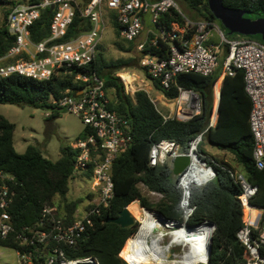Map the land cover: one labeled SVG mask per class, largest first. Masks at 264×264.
Listing matches in <instances>:
<instances>
[{
	"label": "trees",
	"instance_id": "1",
	"mask_svg": "<svg viewBox=\"0 0 264 264\" xmlns=\"http://www.w3.org/2000/svg\"><path fill=\"white\" fill-rule=\"evenodd\" d=\"M39 0H27L34 3ZM179 8H169L162 13L155 23L156 28L170 30L173 22L184 26L186 18L191 20L207 19L218 21L210 11L207 0H174ZM21 2L0 0L2 20L0 21V55H3L12 45L14 36L9 34L5 25L6 17L12 7ZM225 6L246 10V17L264 16V0H223ZM181 7L188 10L186 14ZM106 8V7H105ZM52 12L45 9L40 17L29 28L32 41H39L49 34V24ZM110 21L115 30L113 44L121 51L132 49L119 41L120 27L116 13L110 14ZM222 25V24H221ZM92 24L88 18L76 10L72 22L68 25L66 34L59 41H65L78 33L89 30ZM237 35V34H236ZM153 36L150 35L143 51L138 52L135 63L143 52L163 59L170 53L171 40L158 39L157 45H149ZM264 43L259 35L246 36ZM131 43L132 41H126ZM94 59L82 67H73L71 72L63 68L55 69L48 79H34L20 74H11L0 78V104H25L34 107H45L51 110L49 117H55L59 110L50 103L63 95H71L81 87L75 79L76 73H96L105 82V88L110 96V108L124 116L130 124L132 144L120 153L112 164V180L114 196L108 208L93 218L82 234L77 247L64 248L68 258L95 257L98 264H128L125 260V247L131 257L135 253L130 245V237L137 230L138 222L122 228L106 218L115 217L125 206L137 200L141 207L159 212L166 219L182 221L179 200L181 190L177 186L178 176H173L169 164L150 166L149 150L153 143L168 138L174 140L183 150L188 147L189 140L202 130L204 140L211 145L229 151L233 161L239 166L246 180L257 186V191L249 203L261 208L259 223L264 220V169H257L253 160V136L250 131L248 116L251 108L249 96L244 89L243 71L237 70L233 75H226L221 83L216 120L213 126H208L213 110V89L219 77L220 68L211 75L203 76L194 72L180 73L176 76L175 85L169 89L161 87L158 81L151 80L153 87L167 99L177 96V86L196 91L201 99V112L193 118L182 121L177 118L164 119L157 111L148 93L137 89L132 95L124 92V86L116 72L125 66H131L130 60L119 58L108 60L99 50ZM140 66V65H139ZM140 68H142L140 66ZM143 69V68H142ZM144 70V69H143ZM15 125L0 114V170L13 176L10 187L14 191L12 202L8 208L11 222L17 231L22 226H34L41 216L45 204H54L60 216L66 223H71L73 213L80 204L81 198L68 197L72 179V167L76 150L65 144L60 147L59 158L52 161L45 157L38 145H28L19 153L15 150L13 132ZM91 130L84 127L77 136L85 137ZM203 157L212 164L215 177L202 186L193 185L190 189V202L195 206L187 225L195 226L204 220L215 225L211 235V254L207 264H238L250 258L249 250L237 239L236 233L243 225L242 207L237 199L241 192L240 185L231 176L233 166L222 158L207 153L199 145ZM90 173L85 174L89 178ZM143 184L149 191L160 194V198L151 202L140 190ZM0 245L12 249H20L30 253L35 262H43L48 250L33 246H20L14 241L13 233L6 238H0ZM125 260L122 259V257ZM56 264V263H54Z\"/></svg>",
	"mask_w": 264,
	"mask_h": 264
},
{
	"label": "built area",
	"instance_id": "2",
	"mask_svg": "<svg viewBox=\"0 0 264 264\" xmlns=\"http://www.w3.org/2000/svg\"><path fill=\"white\" fill-rule=\"evenodd\" d=\"M51 5L53 9L48 36L39 41H32L29 28L40 17L41 12L49 10ZM104 7L115 11L120 36L126 41H133L141 32L142 13L149 12L151 21L155 24L160 15L169 8L179 10L174 0H87L83 5H79L78 0H39L17 4L8 12L5 21L7 31L14 36V41L7 51L0 55V78L16 73L42 80L48 79L55 69L63 68L70 73L75 66L89 64L95 57L105 28ZM77 9L81 16L89 19L91 28L68 40L59 41L65 36ZM158 39L172 41L168 57L158 59L149 51L143 52L139 57V65L164 89L175 85L176 76L180 73L211 75L218 67L221 47H226L213 93L218 98L223 78L235 74L237 70L243 71L244 89L251 102L248 123L253 136V160L257 169H264V43L247 37L228 39L217 21L188 18L184 26L173 22L170 30L159 29L158 34L154 35L148 44L157 45ZM146 43H139L136 49L143 51ZM119 78L126 91H136L132 88V80L126 82L122 74ZM75 79L81 84L79 89L71 95L52 99L50 103L58 110L72 112L80 118L84 127L91 130L85 137H79L70 144L76 150L71 181L79 176L85 178V174L90 173L87 178L90 181L88 196L75 209L71 223L65 222L56 205L48 203L44 205L39 221L34 226L24 225L16 231L8 211L14 195L9 184L13 182V176L0 170V238H6L13 233L14 241L20 246L28 245L33 246L34 250L40 247L48 250L43 262H35L30 253L15 249L17 264H79L93 261L98 264L97 259L91 256L68 258L64 248H76L82 234L92 226L93 218L109 207L114 196L112 164L120 153L130 147L132 135L129 121L110 108V96L102 78L94 72H79L76 73ZM177 90V96L172 99H167L161 93L163 101L159 104L169 107L168 113H162L157 106V100L150 97L162 117L186 121L198 115L201 112L199 94L179 86ZM217 102L215 105L213 103L207 127L215 123ZM205 131L202 130L191 138L186 150L168 138L161 139L150 147V166L169 164L171 167L172 158L181 154L190 158L188 166L178 176L177 181L181 190L179 208L182 221L166 219L155 210L139 207L143 218L148 213L161 224L164 241L166 236L174 237L180 229L188 228L186 222L195 208L190 202L191 187L202 186L215 177L212 164L199 150ZM230 174L241 188L237 199L242 207L243 225L238 229L236 236L250 254L248 261L238 264H264V220L259 223L261 208L249 203L257 191V186L250 184L237 168L230 170ZM150 193L160 196L153 191ZM202 226L210 229L211 236L215 225L207 220L190 227ZM173 247H179L180 250L182 248L178 245ZM196 264H207V261Z\"/></svg>",
	"mask_w": 264,
	"mask_h": 264
},
{
	"label": "rangeland",
	"instance_id": "3",
	"mask_svg": "<svg viewBox=\"0 0 264 264\" xmlns=\"http://www.w3.org/2000/svg\"><path fill=\"white\" fill-rule=\"evenodd\" d=\"M15 2L25 3L27 0H13ZM20 4V3H18ZM17 5V4H16ZM15 6V5H14ZM181 9L188 14V10L181 7ZM2 20V13L0 7V21ZM108 25V24H107ZM220 29L222 30L224 36L228 39L230 38H237V37H246L240 36L236 34H229L228 31L218 23ZM143 33L146 32V28H143ZM115 39V30L112 25H108L104 28L100 43H99V50L104 54V56L108 60H117L119 58H125L130 60L131 66H125L120 68L116 75L120 76L122 74L124 80L126 81V77H132V88L134 89H143L145 90L151 98H155V91L153 86L151 85V80L148 78L145 71L140 68L138 63H135V59L138 58V50L136 49V41L133 40L131 43L123 41L121 38H118L119 41L128 48L129 46L132 47L130 50L121 51L113 44V40ZM250 39V38H249ZM256 40V39H255ZM226 52V47L222 46L219 52V64L217 69L221 66V60L224 57ZM124 86V85H123ZM124 92L127 94L132 95L133 93L126 91L124 88ZM215 94L213 93V99ZM157 106L161 112H164L160 107L159 101H157ZM215 105V102H214ZM167 108V107H166ZM169 108V107H168ZM51 110L45 107H34L32 105H22L17 106L13 104H0V114L7 118L10 122L15 125L14 132H13V141L15 150L19 153H22L26 147L30 144L38 145L42 153L48 159L55 161L59 158L60 155V147L65 144H72L76 139L77 136L80 134L84 125L80 118H78L72 112L66 110H59V114L55 117H49ZM203 148H207L210 151H214L215 148L210 146L206 140H203L201 143ZM224 150V149H223ZM217 156L219 158L224 159L227 161L231 166L240 170L239 166L233 161V155L229 151H218ZM90 181L84 177H77L75 180L70 182L68 197L72 199L81 198V201L85 199L86 194L89 192ZM141 192L151 201H157L160 196L157 194H151L150 191L143 185H138ZM137 205V203H136ZM139 205V202H138ZM131 204L129 209L131 213L135 217V221L138 222L137 229L141 223V219L143 218V213L139 210V212L135 209V206ZM139 207H141L139 205ZM137 231V230H136ZM135 234V233H134ZM132 234L129 239L130 246L136 248L135 253L130 257L129 250H127V244L125 247V255L126 259L130 264H165L163 262H156L151 258H148L143 251L135 244L133 240ZM177 236V233H176ZM174 237H165V241L167 244L171 245ZM173 252L180 251L179 247H173ZM123 260V256H121ZM173 255H170L169 264H175L172 259ZM17 255L15 250L12 248L3 247L0 245V264H16L17 263ZM126 261V262H127ZM127 262V263H128ZM177 264V263H176Z\"/></svg>",
	"mask_w": 264,
	"mask_h": 264
},
{
	"label": "bare ground",
	"instance_id": "4",
	"mask_svg": "<svg viewBox=\"0 0 264 264\" xmlns=\"http://www.w3.org/2000/svg\"><path fill=\"white\" fill-rule=\"evenodd\" d=\"M132 77H126V82ZM177 233L172 244L164 242V232L161 224L146 214L133 235L135 244L140 247L143 253L156 262L169 264L170 255H173V262L176 264L204 263L207 259V247L209 244L210 229L208 227L184 228ZM174 245L181 246V250L173 252Z\"/></svg>",
	"mask_w": 264,
	"mask_h": 264
},
{
	"label": "water",
	"instance_id": "5",
	"mask_svg": "<svg viewBox=\"0 0 264 264\" xmlns=\"http://www.w3.org/2000/svg\"><path fill=\"white\" fill-rule=\"evenodd\" d=\"M208 7L213 16L220 21L222 26L228 31L229 34H237L242 36L259 35L264 39V16L255 18L246 17V10L235 9L223 4V0H207ZM53 9V5L49 7V12ZM190 158L188 155L181 154L172 158L171 173L173 176H179L188 166ZM106 222H111L119 225L122 228L132 226L135 223V217L130 212L127 206L115 217L106 218ZM188 228H191L188 226ZM211 236L207 247V259L211 254ZM79 264H96L93 262H82Z\"/></svg>",
	"mask_w": 264,
	"mask_h": 264
},
{
	"label": "crops",
	"instance_id": "6",
	"mask_svg": "<svg viewBox=\"0 0 264 264\" xmlns=\"http://www.w3.org/2000/svg\"><path fill=\"white\" fill-rule=\"evenodd\" d=\"M87 0H78V2H79V5H83L85 2H86ZM149 2H154V1H157V0H148ZM115 11L114 10H112V9H108V8H103V19H104V22H105V27L106 26H108V25H112L111 24V19H110V14L111 13H114ZM141 17H142V29H141V32L139 33V35L134 39L137 43H136V46L139 44V43H143V42H146V41H148V39H149V37H150V35H152V36H154V35H156V34H158V29L156 28V26H155V24L151 21V15H150V13L149 12H144V13H142V15H141ZM108 24V25H107ZM113 27V26H112ZM143 28H146V32L145 33H143L142 32V30H143ZM213 39H215V37H213ZM99 43H100V41H99ZM99 45V44H98ZM151 85H152V83H151ZM153 86V85H152ZM153 89H154V91H155V95H154V97H156V100L157 101H159L160 103L163 101V96H162V94L159 92V91H157L154 87H153ZM215 98L213 99V102H217V100H218V98H217V95H215L214 96ZM155 99V98H154ZM218 103V102H217ZM160 107H162L161 109L164 111V112H162V113H168L169 112V108L167 107V106H164V105H160ZM167 107V108H166ZM209 145L210 146H212V147H214L215 148V150L212 152V151H210V150H208L207 148L205 149L204 148V150L207 152V153H209L210 155H212V156H215V157H218L217 156V153H218V151H224L223 149H219V148H217V147H215V146H213V145H211L210 143H209ZM219 158V157H218ZM86 196H88L87 194H86ZM86 200V197H85V199L84 200H82V202L81 203H83L84 201ZM80 203V204H81ZM134 206H135V209L139 212V205H138V201L137 200H135V201H133V202H131ZM136 203H137V205H136ZM79 204V205H80ZM78 205V206H79ZM133 206V207H134ZM128 207V206H127ZM128 209H129V207H128ZM130 210V209H129ZM130 212H131V210H130ZM7 248H9V247H7ZM16 253V252H15ZM17 261V260H16ZM17 264V263H16Z\"/></svg>",
	"mask_w": 264,
	"mask_h": 264
}]
</instances>
